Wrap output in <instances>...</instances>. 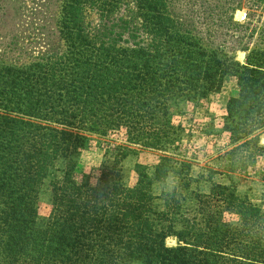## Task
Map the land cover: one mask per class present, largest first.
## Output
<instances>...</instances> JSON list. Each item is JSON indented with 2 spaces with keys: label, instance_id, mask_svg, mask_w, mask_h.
<instances>
[{
  "label": "trees",
  "instance_id": "obj_1",
  "mask_svg": "<svg viewBox=\"0 0 264 264\" xmlns=\"http://www.w3.org/2000/svg\"><path fill=\"white\" fill-rule=\"evenodd\" d=\"M51 2L32 0L39 14ZM56 3L57 18L41 20L34 40L15 36L0 53V264H264V206L229 177L214 181L218 171L192 176L176 153L191 138L185 107L229 78V161L264 153V0ZM94 140L115 146L111 160L96 178L77 177ZM131 147L173 156L152 175L136 164L127 187L121 162ZM170 174L175 187L155 195ZM44 188L49 212L40 218Z\"/></svg>",
  "mask_w": 264,
  "mask_h": 264
},
{
  "label": "rangeland",
  "instance_id": "obj_2",
  "mask_svg": "<svg viewBox=\"0 0 264 264\" xmlns=\"http://www.w3.org/2000/svg\"><path fill=\"white\" fill-rule=\"evenodd\" d=\"M57 0H52L47 10L36 8L32 0H9L8 4L0 1V53L8 47L13 37H18L19 42L24 44L34 40L39 34L40 21L45 20L53 22L57 18ZM43 11V12H42ZM241 12V17L237 18V13ZM237 21L245 19V10L235 13ZM23 38V40H22ZM26 39V40H25ZM8 56V55H7ZM13 58V57H12ZM237 60L243 62L244 54H236ZM13 61V59H10ZM237 95L235 79L229 78L225 81L220 93L211 95L197 107L187 106L184 125L190 131V140L184 141L181 150L176 152L178 155L192 164L191 174L194 177L208 174L207 170H214L222 175L214 176V181L228 184L229 177L236 186L239 195L246 196L253 204L264 206V153L256 155L253 162H247L245 165L229 161L226 154L234 146H227V139L222 134V123L225 115L226 103L230 97ZM260 145L264 147V134L260 136ZM114 145L106 146L99 140H94L91 147L83 151L77 160L76 175L91 174L97 177V171L105 159L111 160L110 156ZM108 153L106 158L105 154ZM173 156L172 152L162 153L153 150H147L139 147H131L129 154L121 162L122 183L131 187L136 183V174L134 167L136 164L147 168L150 175L153 174V168L163 156ZM180 160L181 157H176ZM234 168L233 171H229ZM224 174V175H223ZM95 182V181H93ZM177 184V177L170 174L165 184H155L153 192L159 195L163 189L169 191L170 184ZM47 184V183H46ZM210 185L201 181L199 191L208 193ZM172 189V188H171ZM49 194L47 188H44L39 199V216L45 218L49 212ZM187 207L191 206L188 202ZM175 240L167 239V246H174Z\"/></svg>",
  "mask_w": 264,
  "mask_h": 264
},
{
  "label": "clouds",
  "instance_id": "obj_3",
  "mask_svg": "<svg viewBox=\"0 0 264 264\" xmlns=\"http://www.w3.org/2000/svg\"><path fill=\"white\" fill-rule=\"evenodd\" d=\"M173 187H175V184L173 183V184H170V190H171V188H173Z\"/></svg>",
  "mask_w": 264,
  "mask_h": 264
},
{
  "label": "bare ground",
  "instance_id": "obj_4",
  "mask_svg": "<svg viewBox=\"0 0 264 264\" xmlns=\"http://www.w3.org/2000/svg\"><path fill=\"white\" fill-rule=\"evenodd\" d=\"M237 18H240L241 17V12L240 13H237Z\"/></svg>",
  "mask_w": 264,
  "mask_h": 264
}]
</instances>
